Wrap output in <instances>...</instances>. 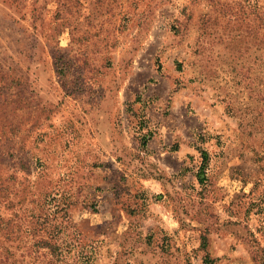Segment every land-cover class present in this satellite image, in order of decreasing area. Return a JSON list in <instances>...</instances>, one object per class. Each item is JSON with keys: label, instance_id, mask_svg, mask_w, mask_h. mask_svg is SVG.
Returning <instances> with one entry per match:
<instances>
[{"label": "rangeland", "instance_id": "1", "mask_svg": "<svg viewBox=\"0 0 264 264\" xmlns=\"http://www.w3.org/2000/svg\"><path fill=\"white\" fill-rule=\"evenodd\" d=\"M0 264H264V0H0Z\"/></svg>", "mask_w": 264, "mask_h": 264}, {"label": "trees", "instance_id": "2", "mask_svg": "<svg viewBox=\"0 0 264 264\" xmlns=\"http://www.w3.org/2000/svg\"><path fill=\"white\" fill-rule=\"evenodd\" d=\"M206 261L208 262V259Z\"/></svg>", "mask_w": 264, "mask_h": 264}]
</instances>
